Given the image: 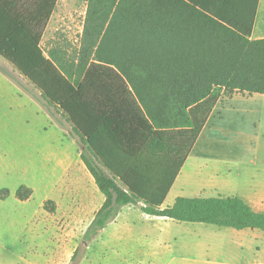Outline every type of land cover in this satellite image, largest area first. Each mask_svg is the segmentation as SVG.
<instances>
[{"label": "trees", "instance_id": "1", "mask_svg": "<svg viewBox=\"0 0 264 264\" xmlns=\"http://www.w3.org/2000/svg\"><path fill=\"white\" fill-rule=\"evenodd\" d=\"M57 1L0 0V58L70 124L104 197L83 243L138 202L149 216L264 232V214L236 197L161 208L218 99L264 95V38L250 39L259 0H88L77 47L43 48Z\"/></svg>", "mask_w": 264, "mask_h": 264}, {"label": "rangeland", "instance_id": "2", "mask_svg": "<svg viewBox=\"0 0 264 264\" xmlns=\"http://www.w3.org/2000/svg\"><path fill=\"white\" fill-rule=\"evenodd\" d=\"M87 1H57L43 33V48L52 42L69 49L77 47ZM0 72L37 99L43 110L71 133L59 113L44 107L39 93L2 58ZM6 84L0 80V193L5 190L9 194L6 200L0 201V264H241L263 261L261 244L259 252H247L243 260L242 253H232L228 249L226 232L229 229L165 218L149 219L140 202L124 208L117 224L108 225L95 239L84 244L83 235L92 218L91 215L79 218L81 205L71 206V217H68L69 209L61 196L57 203L48 205L50 211L42 207L44 199L54 195L51 183L59 175L48 155L51 134L41 128L45 120L37 110L40 105H35L37 115L35 111L32 114L24 96L5 88ZM33 107L32 104V110ZM20 186L33 191L29 201L20 202L15 198ZM97 194L103 197L98 191ZM91 201V197L86 198V204ZM123 216L128 219L123 220ZM76 250V260L72 261Z\"/></svg>", "mask_w": 264, "mask_h": 264}, {"label": "crops", "instance_id": "3", "mask_svg": "<svg viewBox=\"0 0 264 264\" xmlns=\"http://www.w3.org/2000/svg\"><path fill=\"white\" fill-rule=\"evenodd\" d=\"M263 38L264 0H259L250 39ZM0 80L7 83L5 88L13 92L19 91L24 96L30 104L29 110L32 114L35 111L37 115V110L43 114L45 122L41 128L51 134L48 138V155H51L55 164L53 168L59 175L56 181L51 183L54 195L44 200L57 203L58 197L61 196L64 198V204L68 206V217L73 214L71 206L78 204L82 206L81 210H78L79 218L85 219L91 215L93 219L103 204L104 197L98 196L93 178L80 159V149L75 137L52 119L38 100L21 89L8 75L0 72ZM35 90L40 96V92ZM35 105L40 107L37 109ZM59 116L61 117L60 114ZM66 123L71 131L70 124ZM87 197L92 199L89 204H86ZM178 197H236L243 200L255 213L264 214V95L234 92L218 99L161 208L172 206ZM30 199L17 200L27 202ZM128 206L122 207L115 220L108 223L103 230L112 223L117 224L121 219L122 210ZM144 215L154 220L162 218L145 213ZM122 219L127 220L128 217L123 216ZM227 229L230 252L242 253L244 260L247 252H259L261 244L264 253V232L256 229ZM241 264H264V257L263 261L255 260Z\"/></svg>", "mask_w": 264, "mask_h": 264}]
</instances>
